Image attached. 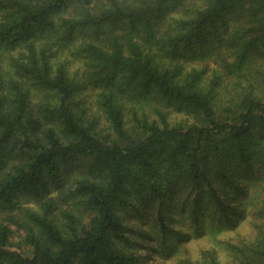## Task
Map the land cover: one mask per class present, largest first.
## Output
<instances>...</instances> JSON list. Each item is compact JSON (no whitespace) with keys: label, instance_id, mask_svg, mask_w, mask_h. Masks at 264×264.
Wrapping results in <instances>:
<instances>
[{"label":"trees","instance_id":"16d2710c","mask_svg":"<svg viewBox=\"0 0 264 264\" xmlns=\"http://www.w3.org/2000/svg\"><path fill=\"white\" fill-rule=\"evenodd\" d=\"M67 50L84 69L59 58ZM197 57L201 65L187 66ZM90 86L101 118L75 108ZM138 101L149 109L134 108L128 122ZM171 111L194 120L173 124ZM75 162L78 174L66 176ZM256 168L264 0H0V264H138L124 249L123 208L141 210L144 223L154 214L163 241L178 211L195 233L212 204L236 225L252 188L264 189L250 178ZM53 186L58 194L47 195ZM29 193L41 208L12 214ZM259 213L264 220V198ZM16 231L28 250L13 247Z\"/></svg>","mask_w":264,"mask_h":264},{"label":"rangeland","instance_id":"374dc122","mask_svg":"<svg viewBox=\"0 0 264 264\" xmlns=\"http://www.w3.org/2000/svg\"><path fill=\"white\" fill-rule=\"evenodd\" d=\"M178 13L180 12L175 11L173 14L176 15ZM163 23L165 24V22ZM59 58L66 59L68 63L70 58L72 69H84V61L71 53L70 50H67L66 53ZM7 62V59H3L1 69L4 71L3 75L5 79H10L13 68H11ZM201 63H203L202 58L197 57L195 60H187L186 64L187 66H192L201 65ZM99 94L100 89L95 86L80 90L76 95V110L86 111L88 119L93 116L101 118V110L98 108L97 104ZM131 103L133 105L130 108ZM131 103H129V110L127 111L126 117L128 122L132 123V110L137 108L139 112H142L143 109H149L150 104L144 101ZM169 119L173 124L191 123L194 120L192 116L176 111L170 112ZM103 120H105L104 117ZM79 167L78 162L72 163L69 167L65 168L64 173L66 176L73 173L78 174ZM254 175L260 178V180H255V183H264V169L256 168V171L250 178L255 177ZM66 176H64V178H67ZM59 189L60 188L53 186L47 195H56ZM252 194L253 197L248 201L249 204L247 205L245 216H240L236 225L230 221L228 222L227 219L224 218L223 213L218 210L219 208L215 209V204H212L208 208L209 210H207L208 214L204 223V231L195 233L193 230L195 223L191 221V215L178 211L177 218L179 222L174 224L177 230L173 231V233H171L170 230L164 241L161 235H159L160 225L159 222L156 221L154 214L150 215L148 221L144 223L146 215L144 216L141 210L137 211L133 207L123 208L122 220L124 226L122 227V231H125L130 237V241L125 242L127 245L124 249L139 257L138 264H183L187 261L193 262L194 264H208L210 263L209 261L214 259V256L218 264L261 263L258 259V252L260 249H264V238L258 235L255 224L259 223V221H261L260 219H262L260 217L259 207L260 200L264 198V189H259L256 192V189L252 188ZM16 202L17 207L11 211L12 214L18 213L21 209L20 206L32 207L34 209L41 208L38 197L31 193L21 195L16 199ZM67 206L68 204L66 203H60L59 205V207L62 208H66ZM10 208L12 207H8V209ZM167 213V221L171 228V210L168 209ZM0 214V217L5 218L4 215L8 214V212L0 211ZM61 215L60 213L59 220H62ZM262 221L264 220L262 219ZM180 231L188 232L190 236H186L183 239L179 237ZM15 233V245H13V247L25 251L28 250V247L25 245L21 247L18 246L21 241V236L17 231ZM149 233L150 235L148 236L147 234ZM123 243L122 245H124ZM169 246L170 248H168Z\"/></svg>","mask_w":264,"mask_h":264}]
</instances>
